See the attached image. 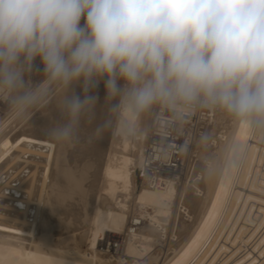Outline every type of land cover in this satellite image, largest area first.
<instances>
[{
	"label": "bare ground",
	"instance_id": "bare-ground-1",
	"mask_svg": "<svg viewBox=\"0 0 264 264\" xmlns=\"http://www.w3.org/2000/svg\"><path fill=\"white\" fill-rule=\"evenodd\" d=\"M2 114L0 264H264V134L194 116L178 129L181 173L138 185L154 123L61 147L45 132L54 109Z\"/></svg>",
	"mask_w": 264,
	"mask_h": 264
},
{
	"label": "clouds",
	"instance_id": "clouds-1",
	"mask_svg": "<svg viewBox=\"0 0 264 264\" xmlns=\"http://www.w3.org/2000/svg\"><path fill=\"white\" fill-rule=\"evenodd\" d=\"M0 101L54 109L61 147L206 113L264 134V0H0Z\"/></svg>",
	"mask_w": 264,
	"mask_h": 264
},
{
	"label": "built area",
	"instance_id": "built-area-1",
	"mask_svg": "<svg viewBox=\"0 0 264 264\" xmlns=\"http://www.w3.org/2000/svg\"><path fill=\"white\" fill-rule=\"evenodd\" d=\"M152 127L150 155L147 158L149 160L144 169L137 171V177L141 181L146 173L153 178V182L160 181L158 178L161 176L174 178L181 173L184 137L179 135L178 129L170 127L165 120L154 122Z\"/></svg>",
	"mask_w": 264,
	"mask_h": 264
},
{
	"label": "rangeland",
	"instance_id": "rangeland-1",
	"mask_svg": "<svg viewBox=\"0 0 264 264\" xmlns=\"http://www.w3.org/2000/svg\"><path fill=\"white\" fill-rule=\"evenodd\" d=\"M10 109H9V107H8V105L6 104V102H3V101H0V113L2 114H5L7 111H9ZM2 114V115H3ZM137 183H138V185H140L141 184V181H140V179H138L137 180ZM165 245V246H164ZM168 243L166 244V243H164L163 245L161 244V245H159V244H157L156 245V251L158 252V254H160L159 255V257L162 259V258H164L165 256H166V254L165 253H167V251H165V250H167L168 249ZM158 246V247H157ZM161 246V247H160ZM163 246V247H162ZM164 248V249H163ZM165 252V253H163V251ZM163 255H165V256H163Z\"/></svg>",
	"mask_w": 264,
	"mask_h": 264
},
{
	"label": "snow or ice",
	"instance_id": "snow-or-ice-1",
	"mask_svg": "<svg viewBox=\"0 0 264 264\" xmlns=\"http://www.w3.org/2000/svg\"><path fill=\"white\" fill-rule=\"evenodd\" d=\"M41 150H44V151H47L48 150V148L44 145L43 140L41 142Z\"/></svg>",
	"mask_w": 264,
	"mask_h": 264
}]
</instances>
